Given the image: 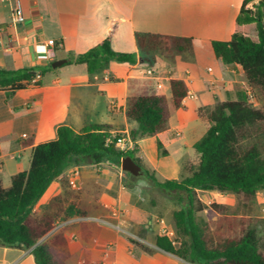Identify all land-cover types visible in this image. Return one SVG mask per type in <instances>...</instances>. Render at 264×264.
Segmentation results:
<instances>
[{
    "label": "crops",
    "instance_id": "obj_1",
    "mask_svg": "<svg viewBox=\"0 0 264 264\" xmlns=\"http://www.w3.org/2000/svg\"><path fill=\"white\" fill-rule=\"evenodd\" d=\"M243 1L19 0L25 20L13 24V1L0 0V70L44 66L66 59L69 53H83L104 40L112 26L115 29L110 47L115 52L136 53V32L190 38L191 53L187 59L181 55L174 59L154 55L152 67L163 78L164 88L159 94L169 96L167 81L174 78L182 80L196 99L185 97L183 108L170 116L168 129L138 142L148 168L152 166L167 178L178 179V155L185 144L178 143V137L188 116L192 114L203 121L197 116L199 108L209 109L223 100L216 93L234 86L235 76L245 81L239 66L224 65L213 56L210 47L212 40L227 41L234 32L243 33L246 25L235 23ZM256 2L253 0L248 6ZM49 39L60 44L51 57H47L45 46ZM142 67L138 58L134 65L113 62L99 74L88 75L84 65H65L46 74L39 87H27L11 95L0 90L1 187L8 188L14 174L29 168L33 146L55 140L61 126L79 132L86 126L103 125L112 134L127 133V97L157 92L152 78L138 75ZM110 76L115 81H108ZM212 95H216L214 100ZM157 141L167 156L157 158ZM170 146L174 147L173 155L168 151ZM73 170H77V175L70 184ZM126 178L127 173L118 168L115 158L97 165L72 163L37 201L33 208L36 215L58 195H63L64 203H75L85 211L83 217L58 219L48 234L63 231L69 253L66 264H185L154 245L155 235H160L155 220L158 216L167 223L172 220L173 202L161 199L170 205L168 217L161 211V200L155 193L145 192L141 184L127 182ZM0 264L34 261L29 250L0 247Z\"/></svg>",
    "mask_w": 264,
    "mask_h": 264
},
{
    "label": "trees",
    "instance_id": "obj_2",
    "mask_svg": "<svg viewBox=\"0 0 264 264\" xmlns=\"http://www.w3.org/2000/svg\"><path fill=\"white\" fill-rule=\"evenodd\" d=\"M244 0L235 23L254 25L256 39L241 31L229 40H212L213 56L227 66H239L248 88L257 87L264 94V0L251 7ZM89 50L67 55L64 65H84L88 75L102 72L111 63L152 66L154 55L170 58L191 53V40L183 36L156 33H134L136 53L115 52L110 47L114 32ZM59 43L55 46L56 49ZM51 63L17 70H0V90L7 95L27 87H39L41 79L54 72ZM108 81H115L113 76ZM169 96L155 92H139L126 99L125 117L132 124L126 134H112L106 126L90 125L76 132L67 126L57 129L55 140L33 146L29 168L14 174L10 186L0 185V247L29 250L34 264H66L69 256L63 231L50 236L58 219L85 216L75 203H64L63 195L53 197L40 215L33 208L47 187L70 164L85 162L97 165L115 158L130 156L151 185L164 192L177 207L172 221L178 241L155 235L154 245L185 264H264V252L258 248L254 229L247 226L243 216H228L225 208L215 203L210 208L218 212L212 221L197 220L196 214L206 207L196 196L197 191L231 193L253 198L264 191V156L258 147L238 148L239 134L246 128L264 123V109L253 106L247 90H237L216 101L212 108H199L197 116L208 124L204 134L192 145L198 156L196 166L179 179L159 180L155 172L141 163L135 154L138 142L169 127L172 113L182 106L187 87L180 79L167 81ZM126 136L134 142L125 152L115 148L117 138ZM157 158L168 152L157 141ZM127 175H130L127 173ZM83 224L80 229L83 231ZM131 243L139 245L136 241ZM146 252L150 250L144 246Z\"/></svg>",
    "mask_w": 264,
    "mask_h": 264
},
{
    "label": "rangeland",
    "instance_id": "obj_3",
    "mask_svg": "<svg viewBox=\"0 0 264 264\" xmlns=\"http://www.w3.org/2000/svg\"><path fill=\"white\" fill-rule=\"evenodd\" d=\"M243 33L251 37L253 40L256 39V32L254 30V25H246L243 29ZM157 55V54H155ZM158 56V55H157ZM180 56V55H179ZM181 56H186L188 58V54H182ZM154 57V56H153ZM161 57V56H160ZM174 57H170L168 59H174ZM65 66V65H64ZM171 75V74H170ZM236 83L232 87H228L229 89L222 88L220 93H216L220 96V98H225L226 92H234L237 90H247L251 95V102L254 107L259 109H264V94L257 88H248L245 81L235 76ZM244 81V83H243ZM206 92V90H205ZM213 100L216 98L212 95ZM210 102V101H209ZM128 121V120H127ZM204 121V122H203ZM200 121L195 119L192 114L188 116V120L184 128H182L180 136L178 137V143H185L180 151V155H178V163L180 165V175L185 176L188 175V172L193 169L197 164L198 156L195 153L192 145L204 134L208 124L205 119ZM132 124L128 121V130L131 128ZM126 134V133H121ZM176 137V136H175ZM252 145H256L261 153L264 156V123L255 125L252 127H248L244 129L238 137V148L244 149L248 148ZM169 153L173 155L174 147H168ZM147 154H145L146 156ZM175 155V154H174ZM135 157L142 163H144V158L141 152L136 153ZM110 159H112L110 157ZM146 163V161H145ZM118 168L120 169V164L117 163ZM151 170L155 172V176L159 180L169 179L165 175L161 174L156 168L149 167ZM179 179V178H178ZM127 182H136L141 184L142 189L145 192H150L151 194H156L160 200L164 197L169 204H171V200L169 196L164 192L154 188L151 183L146 179L143 174L138 176L127 175ZM197 198L200 202L206 207V209L196 214L197 220L203 221H212L214 220L218 212L210 208V204L215 203L218 205H222L225 210L224 213L228 216H243L247 220V226L254 229L256 232V237L258 240V248L260 252H264V191L257 192L253 198H244L241 195H235L231 193H216V192H196ZM159 206L162 212L167 213L168 217H170V205L166 206L165 202L162 200L159 202ZM174 208L177 207L174 205ZM169 213V214H168ZM159 224L158 234L166 235L171 240L178 241V236L176 235L173 221L169 219L167 223L164 220L163 216H158L155 220Z\"/></svg>",
    "mask_w": 264,
    "mask_h": 264
},
{
    "label": "built area",
    "instance_id": "obj_4",
    "mask_svg": "<svg viewBox=\"0 0 264 264\" xmlns=\"http://www.w3.org/2000/svg\"><path fill=\"white\" fill-rule=\"evenodd\" d=\"M12 1H13V6L11 9V22L13 24H22L24 22L25 18H24V15L22 13V10H21L19 0H12ZM57 44H58V42H56L55 40H52V39H49L45 42V46L48 48L47 57L52 56L51 52L54 50V48ZM207 72H211V69L207 68ZM138 75L142 76V77L152 78L155 81L154 89L157 91L155 93L160 92L164 88L163 78H161L159 75L156 74V70L152 66L144 65V67H142L139 70ZM247 95L251 100V95L249 94V92H247ZM185 97L189 98V99H196V95L193 92H191L190 90H187ZM114 146L117 150L125 152V151L133 148L134 142L128 140L126 136H122V137H119L116 139ZM76 175H77V170H73L71 172L70 184H72L73 178ZM164 236H166V235H164Z\"/></svg>",
    "mask_w": 264,
    "mask_h": 264
},
{
    "label": "water",
    "instance_id": "obj_5",
    "mask_svg": "<svg viewBox=\"0 0 264 264\" xmlns=\"http://www.w3.org/2000/svg\"><path fill=\"white\" fill-rule=\"evenodd\" d=\"M66 61L67 59L55 60L51 63V67L53 69L58 68L62 66L63 64H65ZM120 169L123 172L130 174L131 176H138L142 173L141 167L136 162H134V160L130 156H127L121 159Z\"/></svg>",
    "mask_w": 264,
    "mask_h": 264
}]
</instances>
